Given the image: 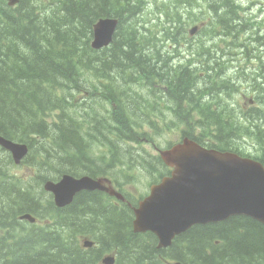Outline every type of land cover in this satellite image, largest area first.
<instances>
[{"label": "trees", "instance_id": "obj_1", "mask_svg": "<svg viewBox=\"0 0 264 264\" xmlns=\"http://www.w3.org/2000/svg\"><path fill=\"white\" fill-rule=\"evenodd\" d=\"M206 1L212 3V10L216 13L211 24L215 20L225 24L227 31L222 35L233 34V22L239 19L236 30L242 35L250 39L259 34L264 37L263 26L253 17L244 16L243 19L236 14L233 0ZM200 3V0H20L12 7L6 0H0V135L27 142L31 149L34 141L39 142L36 137L45 138L44 142H39L44 150L41 157L50 156L46 149L52 151L56 145L59 155L73 156L77 162V155L86 150L87 143L77 127L84 125L85 121L80 113L83 105L94 108L99 104L109 87L104 80L120 83L118 79H124L123 83L131 87L143 83L150 86V81L155 82L157 78L165 79L166 91L170 93L162 98L163 103L152 102L141 119H133L131 115L117 116L125 130L114 129L113 133L106 130L96 137L97 146L104 145L101 141L112 144L110 149L115 162L111 161V170H115L116 159L125 161L131 155L130 148L139 144L137 148H144L148 156V166L137 158L142 171L150 175L149 165L154 158L163 163L165 175L168 174L160 154L150 155L144 146L146 143L142 145V142L149 140L146 136L150 137V132L160 134L167 123L181 127L184 121L193 118L200 119L198 126L208 127L214 122L212 131L216 134L223 129L229 130L224 133L230 137L228 143L222 134H213L215 144L210 147L246 156L244 147L239 144L247 139L242 134L231 133L230 114L214 109L211 103L205 111L194 100L198 95L210 93L209 78L204 75L200 76V82L194 81L190 67L175 64L173 56H161L158 52L155 56V51L151 50L152 46L176 45L181 38H186L196 20L191 17L186 20L185 10L189 7L188 13L193 14ZM145 9L149 12L148 26L143 20L141 25L138 19L132 21ZM222 9L224 17L219 15ZM107 16L119 18L118 29L110 49L96 51L91 46L93 26L100 17ZM193 16L197 17L195 13ZM124 18L131 19L129 24L132 26L120 33ZM208 33L217 37L220 32L212 29ZM193 42L198 43L195 46L199 45L197 39ZM96 53L108 54L99 58L107 61L102 70L93 67L92 55ZM215 71L213 69L211 74ZM97 80L100 84H96ZM65 84L71 90L70 96L54 93V88H63ZM110 92L117 105L120 100L118 92ZM219 93L224 94L222 90ZM80 98L83 103L79 102ZM186 99L199 110L198 116L183 107ZM174 103L179 107L177 112L167 111ZM70 110H77V122ZM164 114H168V122H164ZM95 119L100 123V117ZM153 126L157 131L152 129ZM247 128L254 131L253 125ZM87 133L91 131L87 130ZM196 139L204 143L200 134ZM254 141L264 147V134H257ZM95 156H91L92 160ZM29 158L30 154L25 161ZM11 163L9 160L5 168L3 163L0 166V221L4 223H0V230L4 231L0 234V264H102L104 255L110 251L116 254L114 264H169L174 261L185 264H264V224L254 218L236 215L220 222L194 225L177 236L171 246L160 248L154 233L134 231L133 211L127 206H114L113 211L104 216L93 211L94 218H88L87 206L82 201L97 192L101 195L98 190L75 196L66 212L59 213L52 208L49 212L60 215L62 224H20L15 217L19 214L33 213L44 219H48V215L42 211L41 196L24 186L21 178L11 174ZM79 166L78 161L77 168ZM152 166L160 170L158 162ZM65 167V172H69V166L66 164ZM117 172L127 177V172ZM41 178L44 182L50 176ZM82 209L78 220L83 223L77 224V210ZM89 220L93 224H88ZM85 233L92 235L97 242L92 251L77 243V235Z\"/></svg>", "mask_w": 264, "mask_h": 264}, {"label": "rangeland", "instance_id": "obj_2", "mask_svg": "<svg viewBox=\"0 0 264 264\" xmlns=\"http://www.w3.org/2000/svg\"><path fill=\"white\" fill-rule=\"evenodd\" d=\"M147 2H154V0H147ZM199 6L193 10V12L197 15L193 16L194 13L192 14L191 12L188 13L191 9L188 7L185 12H187L186 15V20L191 18H194L196 23L195 25H199L200 29L195 35L188 34L186 38H181L179 42L176 45L173 44H166L164 45H156L152 46L151 50L155 51V56L156 53H160L161 56L165 57H174V63L178 64L181 63L184 66L187 67H192L191 75L194 81L200 82V76L201 74H205V78H210L212 74H208L207 68L204 66L206 62H209V57L212 58H217L222 49L225 46H228V44H231L229 42H236L240 40H246L243 44H246L250 47L251 51L253 52L254 55H261L263 60H264V42L262 40L258 41L257 37H263L262 34H259L256 37L249 38L247 35H242V33L238 30H236V25L239 24V19L237 23L233 22L234 26V33L231 35H224L225 37H212L209 31L213 30H218L220 33L225 34V31H227L225 24L222 22H215L211 24V18H214L216 16V13L212 10V3L206 1V0H200ZM213 2H221V0H213ZM238 4H241L245 7H237V12L238 16H244L246 18L253 17L257 23L262 24L264 27V0H237ZM246 8H248L247 11ZM212 10V12H211ZM232 10V8H231ZM148 11L146 9L138 13L136 15V18H134L135 21L136 19L140 20L139 25L145 23L146 26H148L147 22V15ZM223 14H225L224 9H222L219 12V15L224 17ZM126 15V14H125ZM131 19H126L124 18L123 22V27L120 29V33H124L127 26H132L129 24ZM143 20V22L141 21ZM192 24V25H194ZM194 25V26H195ZM209 25H211L209 27ZM195 39H197L198 43L193 42ZM248 42V43H247ZM193 43V44H192ZM241 44V43H240ZM236 43L231 44L230 46H235ZM110 49V48H109ZM201 50L202 52H198ZM104 51V50H103ZM171 51L172 53H168ZM101 52V51H100ZM84 54V52H83ZM93 56L92 64L94 69L96 70H102L105 68V64L107 61H104L105 59H100L102 56H108L106 53L102 54H97ZM190 58V59H189ZM213 61V59H212ZM245 61L248 64L254 65L253 67H256L257 70H260L261 66V58H253V59H248L245 57ZM210 63V62H209ZM213 65V63H210ZM198 70H196V68ZM212 77V81L207 82V84H213L215 86L218 85L216 81H214V78H216L217 74ZM251 79L254 82H251L252 90L251 94L252 95H247V96H241L238 94H234L230 88H227L223 90L224 94L221 95L216 88L213 87L211 94L210 95H198L194 100H196V103H199V106L201 108H205L210 105V99H213L215 102V105H219L218 107L220 108H227L229 111H226L225 114H230L229 120L231 121V126L233 129H231V133H237V134H242L244 138L247 140H243L240 142V146L244 147V152L246 155L250 154L251 156H262L264 159V147L261 146L259 143L255 142V136L257 134H261L263 136L264 134V123L262 121L264 120V109L261 108L260 115L261 116H256L251 113V107H258V104L260 102L254 101V103H250L249 99L251 96L254 98H259L261 97L264 92L261 91L260 87L264 85V78L259 79V80H254V78L251 76ZM77 81L80 83V80L77 79ZM108 84V90L109 91H117L118 92V98L119 104L122 105L123 111L116 110L115 108H112L109 104V101L107 100L106 97L101 96V99H99V104L94 107L90 108L88 106L83 105V110L80 113V116L85 118L84 125H78L77 127L80 130V134H83L84 137L86 138V149L88 153L92 156L93 154H96L94 157V160L99 164V166L106 167L108 170H111L113 165L109 161L111 159V156L113 158V152H107V148L110 146L112 147L111 142L104 143L106 141H101L104 143V145H98L97 146V141L96 137L100 136L102 132L104 131H115L114 129H124L125 126H122L119 124L117 120V116H121L122 114L125 116L131 115L133 119H141L143 118V112L149 108L150 104L155 101H159L161 97L165 96H170V93L167 92L166 90L168 87L166 86V81L165 79H157L155 82H151L150 80V86H148L146 83L141 84H135V86H127L125 85L124 79H118L120 83H115L114 81L109 80H104ZM77 82V83H78ZM153 83V84H152ZM96 84H100V81H96ZM219 87V86H218ZM57 93V95L64 96L68 95L70 96L69 93H71V90L69 87L65 84L63 88L56 89L54 88V93ZM232 97V99H238L240 100V106L237 101L233 102L229 98V102L227 105L226 102L228 101V97ZM219 100V101H217ZM79 102H82V98H80ZM83 103V102H82ZM163 103V101L161 102ZM233 104L235 106H233ZM163 107V106H161ZM183 107L187 108L192 114L197 115L199 110L194 108V103H193V108L190 110L187 107L186 101L183 104ZM170 108V107H169ZM177 103L174 105L172 104V109H168L167 111L172 112H177L178 110ZM186 109V110H187ZM62 114V111H61ZM70 114L75 117L76 122H77V110L76 111H71ZM190 114V113H188ZM166 115L164 114L162 118H164V122H168L166 119ZM100 117V123H97L95 118ZM170 117V116H169ZM232 119L234 121H232ZM262 119V120H261ZM171 120V117H170ZM200 119H189L188 121H184L181 127H173L175 125L170 126V123H167L168 125H164V130L160 131V134H156L154 132H150L151 136H146L149 138L145 139V141L142 142V145H144V142L146 143L144 146L147 148V150L151 153L150 155L157 154L156 149L154 148V145L157 144L159 146H167L173 141H177L181 139L182 135L185 134H190L198 137V134H200V139L204 142L205 145L211 146V144H215V141L211 137V135L215 134L216 136H219V134H222L224 141L227 138V142H229L230 137L225 135L224 133H227L228 131H225L223 129L219 133H214L212 131V127L215 125L214 122L211 123L208 127L204 126H198L197 121ZM228 121V120H226ZM254 128V131L249 130V126H252ZM116 127H115V126ZM217 126V125H216ZM219 127V126H218ZM153 130L157 131L156 128L153 126ZM88 131H91L90 134L87 133ZM185 130V131H183ZM182 131L184 133H182ZM230 133V132H229ZM48 139L50 138L49 136L47 137ZM37 141H43L45 138L41 137H36ZM42 142V143H43ZM34 148L31 149L30 152V158L27 161H24L20 167L17 169H14V173L18 175L16 178H21L23 182L25 183L24 186L29 187L34 193H37L38 196L40 195L41 197V202L45 204V202H48L46 196H44L45 191L42 188V178L43 176H50L53 174H57L60 172H65V166L66 164L69 166V172L73 173L76 175L77 173V162L72 159L73 156H68V157H63V155H59V149L56 147V145L53 146L52 151L47 150L46 152L50 153V156L48 157H41L43 154L38 152L37 150L41 149L40 145L34 142ZM224 143V142H222ZM139 145V144H138ZM138 145H135V147H131V155L129 156L128 159L125 161H121L119 159H116V165H115V171H125L127 174H125L127 177H122V174L116 173V177H118L120 180H122L126 186H124L123 190H126L130 193L131 197H134L136 200L141 198L144 195L149 194L151 190V185L156 183L157 179L165 175H162V173L166 172L165 167L158 162V159H151V164L149 165L150 169V175H148L146 172L142 171L140 168V163L139 160L144 164L145 166H148L147 162V154L144 152V148H137ZM59 151V152H58ZM45 152V153H46ZM108 155V156H105ZM10 156L7 151L3 150L0 153V166L2 167L4 164L5 168V163L8 162ZM68 158V159H67ZM139 158V160L137 159ZM67 161V162H66ZM115 162V160L113 159ZM108 166H105L107 165ZM158 162L160 164V170L157 171L155 168L152 166L153 163ZM3 163V164H2ZM129 173V174H128ZM158 180V182L160 181ZM83 223V222H82ZM81 221L77 220V224H82ZM42 224V223H39ZM87 230V227L85 228ZM4 231L0 230V234H3ZM83 240L87 241H93L95 242L96 240L94 237L90 234H79L77 235V241L79 243H82ZM110 254H113V252H110Z\"/></svg>", "mask_w": 264, "mask_h": 264}, {"label": "water", "instance_id": "obj_3", "mask_svg": "<svg viewBox=\"0 0 264 264\" xmlns=\"http://www.w3.org/2000/svg\"><path fill=\"white\" fill-rule=\"evenodd\" d=\"M10 6L20 0H7ZM112 18H101L95 25L93 48L102 47L111 35ZM195 28L192 30V32ZM0 145L9 150L16 163L27 153L22 143H11L0 137ZM161 156L173 166L169 176L152 186L151 193L134 209L135 232H153L158 247L171 246L173 240L194 225L214 223L232 216L245 215L264 224V166L252 158L229 151L207 149L185 140ZM47 190L55 194L60 206L70 204L81 188L104 189L101 182L80 183L69 174L59 182L48 181ZM117 194L113 189H107ZM113 264V258H105ZM169 264H185L180 261Z\"/></svg>", "mask_w": 264, "mask_h": 264}, {"label": "flooded vegetation", "instance_id": "obj_4", "mask_svg": "<svg viewBox=\"0 0 264 264\" xmlns=\"http://www.w3.org/2000/svg\"><path fill=\"white\" fill-rule=\"evenodd\" d=\"M234 23H237V22H234ZM257 40L258 41L262 40L264 42V37L258 36ZM245 57H247L250 60L253 58L260 57L261 58L260 70H257L256 67H253L254 65L246 63ZM212 59H213V61H212ZM209 62L213 63V65H211ZM209 62H206L204 64V66L207 68L206 73L210 74L213 71V69H216V71L219 70L218 74L216 75V78H214V81H217L220 84L218 83L217 86H215L213 84H209L208 87H209L210 93H208V95L211 94L213 87H217L216 90L218 92H220V90L223 91L227 88H230L234 94H238L241 96L252 95L251 94L252 86L250 83L254 82V81L251 79V76L254 78V80H259V79L264 78V60H263L262 56L261 55L260 56L254 55L253 52L251 51L250 47L246 44H239L236 46H230V45L225 46L216 59L209 57ZM190 68L192 69V67H190ZM195 68H196V70H198L197 67H195ZM216 71L214 72V74H216ZM204 75H205L204 73L201 74V76H204ZM214 76L215 75L212 74L211 78H209L208 81L210 83L212 81L211 80L212 77H214ZM260 89L262 92H264V85H262L260 87ZM102 96L107 98V100L109 101V104L112 108H115L116 110H119V111H123V108H122L123 106L120 105L119 103L117 105L115 104V100H113L112 94L109 90H107V92ZM162 98H164V97H161L159 99L160 102H162ZM229 98L231 100H233V102L237 101L239 106H240V100L232 99L231 96L227 98L228 101L226 102L225 105L228 104ZM213 99H215V98L214 97L211 98L209 102L213 105L214 109L224 111V112L229 111L225 107L220 108V107H218L219 105H215V102L213 101ZM185 101H186L187 107L190 110H192L193 103H189V101L187 99ZM217 101H219V100H217ZM249 101H250V103H254V101L260 102V104H258V107H256V108L251 107V113L253 115H256V116H261L260 115L261 108L264 109V94L259 98H254L253 96H251ZM175 104L176 103H174V105ZM233 106H235V105L233 104ZM168 109L171 110L172 105ZM206 110H207V108L205 107V111ZM262 123H264V120L262 121ZM252 125H254V123ZM104 143L108 144V142H104ZM107 152H111L109 147L107 148ZM9 156H10V154H9ZM105 156H108V155H105ZM78 161H79L80 166L77 168V173H76L77 178L78 177L80 178L83 176H89V177H92L94 179H99L101 181L106 180V181H108L107 183L105 182V185L107 187L114 189L112 186V183H113L114 187H116L118 190L123 192L127 198L126 201H123V200L116 198L115 196L110 195L107 191H105V190H107L106 186H103L104 189H95V190H98L99 192H101V195L97 192L94 195L92 194L91 196L84 197V201H82V203L84 202V204H86V206H87V213L89 214L88 218H94V216L92 215L93 214L92 211H98V212H100L101 216H104L105 213H108L109 211H113L114 206H117V207L127 206L128 208H131V210L133 211V207H134L135 203L130 199V197H129L130 193L126 190H123L124 186H126V185L122 180H120L118 177H116L117 172L115 170H108L106 167L99 166V164L95 160H92L91 155L88 153L87 149L82 151V153L80 155H77V162ZM109 161L110 162L113 161L112 156H111V159ZM158 162H160L163 165V163L160 160H158ZM108 163L109 162H107V165H105V166H108ZM167 170H168V174L171 173L170 168L167 167ZM165 173L166 172L162 173V175H164ZM63 174H65V173L60 172L57 174H53V175H51L52 180H49V179L48 180L53 181V182H57V181H59V179L62 177ZM83 192H94V190L83 189L81 191H78L77 195L79 196ZM44 196H46L45 199H47L48 202H45V204H43L41 202V204H42L41 206H42V211L46 212V214L48 215V219H44L41 216L34 214L36 217L35 221L24 220V219L20 218V216L22 214H19L15 217L17 218V221L20 222V224H39L41 222H45V224H62V220H61L60 215L56 216L55 214H52L49 211L52 208H55L57 212L61 213V212H64L67 209V207L70 206V204L65 205V206L57 205L54 193L52 191H49V190L45 191ZM74 200H75V198H74ZM82 211H84V209H82L81 211L77 210V220H78V215ZM10 215H12V214H10ZM80 221L82 223L83 220H80ZM88 222L90 224H93V223H91L90 220ZM0 223H3V221L1 220ZM85 242H87V241H85ZM77 243L80 244L84 249L87 250V248H88V249H91V251L95 249L92 247L96 246V244H97V242H96L90 246H85V244L83 245L82 243H79L78 241H77Z\"/></svg>", "mask_w": 264, "mask_h": 264}, {"label": "bare ground", "instance_id": "obj_5", "mask_svg": "<svg viewBox=\"0 0 264 264\" xmlns=\"http://www.w3.org/2000/svg\"><path fill=\"white\" fill-rule=\"evenodd\" d=\"M7 1V0H6ZM20 2V1H19ZM7 3H8V1H7ZM232 3L234 4V5H237V6H239V7H245V6H243V5H241V4H238L237 3V0H233L232 1ZM18 4V3H17ZM16 4V5H17ZM9 5V4H8ZM16 5H14V6H16ZM10 6V5H9ZM14 6H12V7H14ZM248 10V8H246V10H244V11H247ZM103 18H112V21H113V24H114V27H113V30H112V32H111V35H109L108 34V36H107V41L105 42V43H103L102 45V47H100V48H97V49H95L96 51H103V50H105V49H109L110 48V46H111V44H112V42L114 41V37H115V33H116V31H117V29H118V25H119V18H117V17H114V16H107V17H103ZM257 22V21H256ZM249 28V27H248ZM199 29H200V26L199 25H195V31H193V32H190V34L191 35H195L198 31H199ZM218 36H220V37H225L224 35H222V33H219V35ZM241 44H243V43H241ZM228 45H231V44H228ZM236 45H239V44H236ZM235 45V46H236ZM0 137H3L5 140H7V141H9V142H11V143H17V142H20V141H16V140H13V139H9V138H6L5 136H3V135H0ZM195 137V138H194ZM196 138H198V137H196V136H194V135H190V134H185V135H182V137H181V139H179V140H177L176 142H171L170 144H168L167 146H159V145H157V144H155L154 145V148H156L157 147V149L158 150H170V149H172L175 145H177V144H183L184 142H185V140L187 139V140H189V141H193V142H195V143H197V144H199L200 146H202V147H204V148H207V149H216V148H214V147H210V146H208V145H205L204 143H202V142H200L199 140H197ZM35 142V141H34ZM24 144H25V146L27 147V153L22 157V159H21V162L23 163L24 161H25V158L28 156V154H30V152H31V148H30V146H29V144L27 143V142H24ZM33 144H35V143H33ZM33 146V145H32ZM3 150H5V151H7L2 145H0V153L3 151ZM216 150H218V149H216ZM219 151H221V150H219ZM8 152V151H7ZM246 156H248V155H246ZM161 157V160L164 162V164L168 167V168H170V170L172 171L173 170V166H171V165H169V164H167L166 163V161L164 160V158L162 157V156H160ZM263 166H264V164H263ZM88 169V168H87ZM65 174H69L74 180H78L80 183H82V182H84V181H86V180H91V181H93V180H96V181H98V179H94V178H92V177H89V176H83V177H78L77 178V174L75 175V174H73V173H71V172H64ZM64 175V174H63ZM63 175H62V177H63ZM170 175V173L169 174H166V175H164L163 177H162V179L164 178V177H166V176H169ZM62 177L59 179V181L62 179ZM49 180H52L51 179V177L50 178H48ZM46 180V181H44V182H42V188H43V190H45L46 189V187H45V185H46V183L49 181V180ZM162 179L159 181V182H156V183H154V184H152L151 185V188H152V186H154V185H156V184H159V183H161V181H162ZM59 181H57V182H59ZM99 182V181H98ZM45 183V184H44ZM83 189H86V188H81L79 191H81V190H83ZM47 190V189H46ZM45 190V191H46ZM105 191H107V190H105ZM113 191H115L117 194H115V193H111V191H107L110 195H112V196H115L116 198H118V199H120V200H123V201H126L127 200V198H126V196H125V194L123 193V192H121L120 190H118L116 187H114V189H113ZM151 193V190H150V192H149V194ZM149 194H147V195H144V196H142L141 197V199L138 201V200H136L134 197H131L130 195H129V197H130V199L135 203V205H134V207H133V215H134V218H133V222H132V224L134 223V220H135V212H134V209L136 208V207H138L139 206V203L142 201V200H144ZM76 195H77V193H76ZM75 195V196H76ZM75 196H74V198H75ZM57 203V202H56ZM57 205H59L58 203H57ZM60 206V205H59ZM93 207V206H92ZM95 210V209H94ZM93 212V211H92ZM88 214V213H87ZM245 216V215H244ZM20 218L21 219H24V220H31V221H35L36 220V217H35V215L33 214V213H24V214H22L21 216H20ZM252 218V217H251ZM84 219V218H83ZM94 220V219H93ZM257 221H259V220H257ZM220 222V221H219ZM260 222V221H259ZM42 224H45V222H41ZM89 223V222H88ZM92 223V222H91ZM262 223V222H261ZM90 224V223H89ZM208 224V223H207ZM263 224V223H262ZM108 226V225H107ZM104 227V226H103ZM106 228V227H105Z\"/></svg>", "mask_w": 264, "mask_h": 264}]
</instances>
